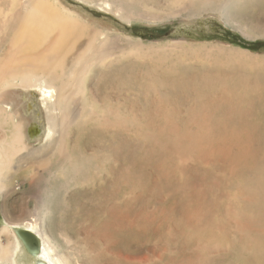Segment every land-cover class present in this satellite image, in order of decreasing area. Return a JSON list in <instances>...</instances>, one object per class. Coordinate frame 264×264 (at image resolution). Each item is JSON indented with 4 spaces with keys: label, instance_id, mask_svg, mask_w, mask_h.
Listing matches in <instances>:
<instances>
[{
    "label": "rangeland",
    "instance_id": "obj_1",
    "mask_svg": "<svg viewBox=\"0 0 264 264\" xmlns=\"http://www.w3.org/2000/svg\"><path fill=\"white\" fill-rule=\"evenodd\" d=\"M23 1L0 0V24L5 22L3 19L13 15L14 4L20 9ZM58 1L68 12L75 11L94 23L97 21L101 29L105 26L111 28L120 38V45L127 39L142 44L145 46L142 47L144 56L147 53L152 55L160 51L165 43L176 40L194 41V44H227L248 54L264 55V34L250 32L253 29L248 30L246 27L251 19L256 20L255 26H264V0H238L236 8L231 10L233 24H228L222 13L216 10V16L193 18L191 13L198 7L195 2H192L184 18H165L187 8L189 0H150L141 8V15L134 16L128 23L99 10L90 3L92 0ZM231 2L234 0H228V5ZM153 3H158L161 12L152 10ZM125 5H129L128 0ZM154 13L162 16L163 21L153 23ZM2 41L1 38L0 52L4 53L6 50L2 49ZM149 43H155L151 49L148 48ZM146 59L149 60L148 56ZM147 61L141 60L139 63ZM247 61L237 70L242 75L258 78L264 91V78L256 77H264V60L254 67H249L251 58ZM97 70L93 69L95 76H92H99L102 80V83L98 81L102 84L100 86L106 87L103 83L109 82L107 91L115 99L104 113L106 116L99 117L102 121L90 122L81 127L77 123L76 127H72L70 133L74 136L73 142L64 149L62 158L48 154L46 157L52 161L41 164L43 155L38 154L39 151L29 154V151L40 145L32 138V142L27 145L24 141L22 151L25 146L28 151H19L23 156H17L19 152L12 155L10 164L22 157L27 160L22 170H17L18 163L11 166V186L0 191V252L1 246L6 244L5 237L1 238L6 220H11L12 224H26L31 219L29 213L39 208L44 236L55 245L58 256L65 264H264V240L259 238L261 242L257 243L253 234L237 231L235 227L236 222L243 226L247 222L255 224L256 221L261 228L258 229V236L264 234V213L255 204L259 195L255 178L252 175H229L220 168L211 169L208 165L188 167L185 176L179 170L175 173L174 169L184 166L179 153L172 157L163 156L150 148V142L155 147L159 144L151 141V135L147 134L132 135L133 144L128 146V151L123 149V146L118 145L117 138L102 134V131L133 128L134 122L136 127L146 129L145 112L151 102L147 98L150 93L145 95V82L135 83L132 69L128 67L115 77L102 75L103 72L98 73ZM131 86L137 89L136 96L131 94ZM103 90L101 93H104ZM126 98L128 100L121 103V99ZM197 99L200 100L199 94ZM261 104L256 114H264V100ZM4 106L7 105L0 104V107ZM92 106L94 104L89 110ZM86 107L89 104L86 103ZM19 109L23 120L22 110L28 113L22 106ZM131 109L136 111L135 117L129 113ZM178 122L176 113H172L171 125L176 127ZM260 124H264V117ZM157 135L152 138L161 137ZM2 139L0 133V141ZM160 148L159 151H165ZM258 150L247 155L248 161L240 158L241 161L236 165L229 158L228 161L237 172L253 169V172L260 173L264 170V158L262 163L254 162L262 149ZM163 172L176 181L172 184V191L170 181L157 182L166 179ZM179 180L181 183H178ZM181 185L184 188L179 193ZM154 186L157 187L155 190ZM190 191H194L193 195L195 192H205L203 204L196 197L192 200L199 205L194 206L192 217L188 208L192 196ZM9 195H12L11 198ZM16 201L22 202L28 210L23 217L14 216L17 212ZM245 202L249 203L246 208ZM120 214L123 220L115 223Z\"/></svg>",
    "mask_w": 264,
    "mask_h": 264
},
{
    "label": "bare ground",
    "instance_id": "obj_2",
    "mask_svg": "<svg viewBox=\"0 0 264 264\" xmlns=\"http://www.w3.org/2000/svg\"><path fill=\"white\" fill-rule=\"evenodd\" d=\"M125 1L92 0L90 3L128 23L134 16L141 15V8L150 0H128V6ZM192 2L198 4L197 10L191 13L193 18L216 16L214 13L217 11L222 13L228 24H233L231 10L236 8L238 0L229 5L228 0H189L187 8L165 18H184ZM22 3L20 9L14 4L13 15L3 19L5 22L0 24V36L2 35L4 45L2 49L6 50L4 53L0 52V104L7 105L0 107V133L3 135L0 141V191L11 186L12 181L9 179L12 175L9 172L13 164L18 163L17 170L23 169L26 158L15 159L11 164L10 161L12 155L22 151L24 141L26 145L32 142L31 138L40 142L29 154L39 151L38 154L43 155L41 164H45L52 161L50 157H46L48 154L55 158L64 156V149L73 142L74 136H71L70 129L76 127L77 123L81 127L90 122L102 121L99 117L106 116L104 113L115 99L107 91L109 82L103 83L107 88L100 86L102 80L98 75L92 76L93 69L97 68L98 73L103 72L102 75L115 77L128 67L132 69L135 83L145 82V95L150 93L147 98L151 102L145 112L146 129L136 127L134 122L133 128L112 132L104 129L102 134L117 138L118 145L127 151L128 146L134 142L132 135H151V141L159 144L155 147L150 142L153 150L168 157L179 153L184 166L177 167L173 172L179 170L183 176L187 173V168L194 165L220 168L229 175H252L259 187L255 204L264 213V170L260 173L253 172V169L237 172L233 166L241 161L240 158L245 160L248 154L252 155L258 149L262 150L254 162L262 163L264 158V124H260L264 114L255 112L261 109L264 91L258 78L242 75L237 70L242 64L248 63V58H251L249 67L258 65L260 60H264V55L248 54L227 44H194V41L176 40L165 43L160 51L153 52L152 55L147 53V61L142 54V47L145 46L130 42L129 39L120 45V38L116 37L111 28L105 26L101 29L97 21L94 23L75 11L68 12L58 0H24ZM152 10H160L158 3H153ZM154 16L153 23L163 21L162 16L155 13ZM0 21L2 23L1 18ZM256 24V20L251 19L246 27L248 30L253 29L250 32L264 34V26H255ZM153 44H147L148 48L151 49ZM141 60L147 62L140 64ZM256 77L264 78L259 75ZM154 86L157 88L154 89ZM102 90L104 93H101ZM129 90L133 96L137 95L135 87L131 86ZM197 94L200 95V100L197 99ZM127 100L121 99V103ZM86 103L89 104L88 108ZM91 104L94 106L89 110ZM21 106L28 113L22 110L23 120L19 109ZM129 113L136 116L134 109ZM172 113H176L178 117L176 127L170 123ZM121 120L122 118L117 122ZM108 123L111 124L110 121ZM157 134L161 137L152 138ZM159 147L165 151H159ZM27 148L25 146L22 152L28 151ZM65 157L70 160L67 155ZM155 173L159 174L157 170ZM163 176L166 179L157 182L170 181L172 191V184L176 181L167 172H163ZM178 183H181L180 180ZM182 187L181 185L179 193ZM153 188L155 190L157 187ZM190 192L192 198L190 197L188 208L192 217L194 206H199L192 200L196 197L203 204L205 192H195L194 195V191ZM15 203L17 212L14 216L23 217L28 212L27 208L20 201ZM248 204L245 202L244 207ZM29 215L31 219L26 224H12L11 220H6L7 224L1 234V238L5 237L6 244L1 246L0 264H65L58 256L55 245L44 236L40 209L36 208ZM120 220H123L121 214L115 223ZM235 227L237 231L253 234L257 243L261 242L259 238L264 240V234L258 236V229L261 228L256 221L255 224L247 222L243 226L236 222ZM15 229L29 231L38 237V255L32 256L25 251L15 235Z\"/></svg>",
    "mask_w": 264,
    "mask_h": 264
},
{
    "label": "water",
    "instance_id": "obj_3",
    "mask_svg": "<svg viewBox=\"0 0 264 264\" xmlns=\"http://www.w3.org/2000/svg\"><path fill=\"white\" fill-rule=\"evenodd\" d=\"M14 232L17 238L22 243L23 248L29 255L36 256L39 254L40 241L35 234L22 229H15ZM36 264H43V263H36Z\"/></svg>",
    "mask_w": 264,
    "mask_h": 264
},
{
    "label": "trees",
    "instance_id": "obj_4",
    "mask_svg": "<svg viewBox=\"0 0 264 264\" xmlns=\"http://www.w3.org/2000/svg\"><path fill=\"white\" fill-rule=\"evenodd\" d=\"M242 46H245V45H242ZM248 46H249V45H248ZM252 46H254V44H253Z\"/></svg>",
    "mask_w": 264,
    "mask_h": 264
}]
</instances>
